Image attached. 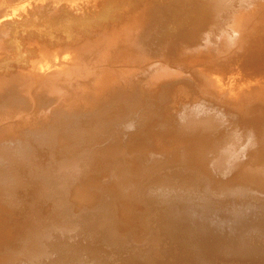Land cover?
Here are the masks:
<instances>
[{
	"label": "bare ground",
	"instance_id": "obj_1",
	"mask_svg": "<svg viewBox=\"0 0 264 264\" xmlns=\"http://www.w3.org/2000/svg\"><path fill=\"white\" fill-rule=\"evenodd\" d=\"M194 195L263 215L264 0H0V264H245Z\"/></svg>",
	"mask_w": 264,
	"mask_h": 264
},
{
	"label": "rangeland",
	"instance_id": "obj_2",
	"mask_svg": "<svg viewBox=\"0 0 264 264\" xmlns=\"http://www.w3.org/2000/svg\"><path fill=\"white\" fill-rule=\"evenodd\" d=\"M25 42H27V41H25ZM198 196V197H197ZM209 197H211V195L210 196H207V195H205V196H203V197H200L199 195H194L193 197H192V199H188V203L190 204H188V203H185V205H184V209H182L183 211H181V215H180V217H181V222L180 223H182V224H184V225H189L190 223L188 222V217L189 216H187V213H188V208L190 209L191 207H195L197 204H198V206H204V207H206V209H208L207 210V212H205L204 214H202V217H200L201 218V220L199 219V223L201 222L202 224H205V229H203V230H205L206 232H207V237H205L204 238V241L205 242H207V243H213L211 246L212 247H210V250L209 251H211L212 249H213V251H212V253H213V257H215V258H221V259H226V260H228V262L229 261H235V260H233V259H231V258H234V259H236V258H239V259H242V260H244L243 262H246L247 264H249V262H250V264H252V262H253V264H264V258L263 257H261L262 255H264V253L263 252H261V251H264V230H261L260 228H255V227H252L251 225H256V224H259V222H261L260 224H263L264 225V212H263V215H261L262 217H260L259 215V217H257V216H255L254 217V215L252 216V215H248V216H245L246 218H245V221L242 223V224H238V225H236V227H235V229H233V230H235V231H232V230H230L229 231V226H231L230 224H233V223H231V219L233 218V217H231V216H233L236 212H238V211H240V210H242V209H244V207H245V204H244V202L243 201H239L238 199H231L230 200V198L231 197H222V198H209ZM234 198H236V197H234ZM194 199V200H193ZM215 199V200H214ZM223 199H225V200H223ZM203 200V201H202ZM205 200V201H204ZM208 200V201H207ZM210 200V201H209ZM234 200H237L236 202L238 203V205H236L237 203L234 201ZM184 202H186V201H184ZM201 202V203H200ZM223 202V205L221 204ZM233 202V203H232ZM219 203V204H218ZM232 203V204H231ZM236 203V204H235ZM242 203V204H241ZM188 204V205H187ZM220 204H221V206H220ZM215 205V206H214ZM218 205V206H217ZM243 205V206H242ZM188 206V207H187ZM217 206V207H216ZM224 207V208H223ZM232 207V208H231ZM259 207H261V206H259ZM242 208V209H241ZM264 207H263V205H262V207H261V209H259V208H257V209H259V210H262ZM186 209V211H184ZM210 209V210H209ZM230 209V210H229ZM238 209V210H237ZM256 209V210H257ZM221 210V211H220ZM232 210V211H231ZM211 211V212H210ZM212 211H214V212H216V213H214V212H212ZM228 211H229V213H228ZM263 211H264V209H263ZM190 212V211H189ZM218 212H219V214H218ZM222 212V213H221ZM224 212V213H223ZM258 212V211H257ZM207 213H209V216H210V218H208L209 216H208V214ZM211 213V214H210ZM212 213L213 214H215L216 215V217H215V215L214 216H212ZM229 214V215H228ZM186 215V216H185ZM183 216V217H182ZM217 216H219L220 217V219H219V217H217ZM249 216H252V217H250L251 219H249ZM185 217V218H184ZM187 217V218H186ZM221 217H223V218H221ZM212 218H214L213 220H211ZM217 218V219H216ZM230 218V219H229ZM257 218H259V219H257ZM262 218V219H261ZM202 219H203V221H202ZM208 219V220H207ZM222 219V220H221ZM225 220V222H224V220ZM227 219H229V220H227ZM246 219H247V222H246ZM252 219H254V220H252ZM184 220V221H183ZM207 220V221H206ZM209 220H211L212 222H208ZM220 220H221V224H220ZM250 220V221H249ZM252 220V221H251ZM257 220V221H256ZM213 221H215V222H213ZM216 221H218V223L216 222ZM222 221H223V223H222ZM249 221V222H248ZM226 222L228 223V225L226 224ZM188 223V224H187ZM244 223H245V225L247 226V228H245L246 226L244 225ZM253 223H256V224H253ZM217 224H219V226H221L220 228H217ZM224 225V226H223ZM218 226V227H219ZM228 226V227H227ZM239 226V227H238ZM211 227H213V228H211ZM223 227H225V228H223ZM242 227V228H241ZM208 228V229H207ZM215 228V229H214ZM212 231H211V230ZM214 229V230H213ZM224 229H226L225 230V233H224ZM227 229H228V231H227ZM240 229V230H239ZM219 230V231H218ZM247 230V231H246ZM260 230V231H259ZM210 231H211V233H210ZM215 231H216V233H215ZM223 233H222V232ZM236 231H237V233H236ZM246 231V232H245ZM217 232H218V234H217ZM221 232V233H220ZM230 233V234H228V233ZM233 232L235 233V234H233ZM213 233V234H212ZM262 233V234H261ZM185 234V235H184ZM224 234L226 235V236H224ZM231 234H232V237H231ZM236 234H238V235H236ZM244 234H246V235H244ZM248 234V235H247ZM216 235V236H215ZM222 235H223V237H222ZM229 235H230V237H229ZM234 235V236H233ZM254 235V236H253ZM181 236V237H180ZM183 236H184V238H183ZM179 239H178V238ZM176 238H170V236H166L164 239H163V243L165 244V246H164V244L162 243V249L164 250V255H162V257H160V255H157V256H159V257H157L156 255H151V260L150 261H152V262H154V263H158L159 262V264H161V262H162V264H214V261H212V262H209L208 260H205V259H201L200 257H199V255H198V253H197V249L202 245L201 244V238L199 237V236H197V235H191V236H189L188 237V234L186 233V232H182V234L180 233L178 236H177ZM253 237V238H252ZM188 238V239H187ZM193 238V239H192ZM219 238V239H218ZM227 238V239H226ZM172 239H173V242H172ZM192 239V240H191ZM230 239V240H229ZM217 240V241H216ZM237 240V241H236ZM242 240V241H241ZM252 240V241H251ZM167 241V242H166ZM169 241V242H168ZM178 241V242H177ZM255 241V242H254ZM172 242V243H171ZM167 243V244H166ZM190 243V244H189ZM236 244L237 246H238V244H241V246L244 248L243 249V251H247V253H246V255H240V254H236V253H234V252H232V251H229V250H227V248H226V245H232V244ZM170 244V245H169ZM174 244V245H173ZM188 244V245H187ZM198 244V245H197ZM263 245V246H262ZM177 246V247H176ZM181 246H182V248H181ZM216 246V247H215ZM164 247V248H163ZM184 247V248H183ZM178 250V251H177ZM188 250V251H187ZM242 251V250H241ZM127 253V252H126ZM175 253V254H174ZM188 253H190V254H188ZM191 253H192V255H191ZM125 253H122L121 255H124ZM149 254H151V253H149ZM173 254H174V256H173ZM225 254H226V256H225ZM120 255V254H119ZM178 255V256H177ZM184 255V256H183ZM251 255V256H250ZM195 256V257H194ZM248 256V257H247ZM254 256V257H253ZM154 257V258H153ZM182 257V258H181ZM159 258V259H158ZM161 259V260H160ZM163 259V260H162ZM171 259V260H170ZM174 259V260H173ZM231 259V260H230ZM246 259H247V261H246ZM250 259V260H249ZM142 260V261H141ZM154 260V261H153ZM184 260V261H183ZM190 260H191V262H190ZM156 261V262H155ZM179 261H180V263H179ZM106 262H107V264H119L118 262V260H116V258H112V260H110V259H108V260H106ZM114 262H116V263H114ZM141 262V263H140ZM146 263V264H148L146 261H144V257L143 258H140L139 260H138V263L137 264H144V263ZM156 263V264H157ZM230 263V262H229ZM232 263V262H231ZM234 263V262H233ZM232 263V264H233ZM245 263V264H246ZM242 264H244V263H242Z\"/></svg>",
	"mask_w": 264,
	"mask_h": 264
}]
</instances>
